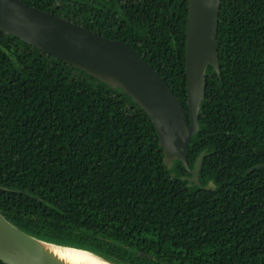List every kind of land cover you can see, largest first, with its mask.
I'll return each instance as SVG.
<instances>
[{
    "label": "trees",
    "instance_id": "16d2710c",
    "mask_svg": "<svg viewBox=\"0 0 264 264\" xmlns=\"http://www.w3.org/2000/svg\"><path fill=\"white\" fill-rule=\"evenodd\" d=\"M22 1L125 41L189 114L188 0ZM217 38L188 147L205 189L129 94L0 30L1 212L120 264H264V0H221Z\"/></svg>",
    "mask_w": 264,
    "mask_h": 264
},
{
    "label": "water",
    "instance_id": "95a60500",
    "mask_svg": "<svg viewBox=\"0 0 264 264\" xmlns=\"http://www.w3.org/2000/svg\"><path fill=\"white\" fill-rule=\"evenodd\" d=\"M221 0H188L186 79L189 114L166 80L125 41L113 40L94 30L22 0H0V30L71 64L112 88L122 89L149 115L171 169L180 160L190 172V184L202 186L200 172L206 151L193 168L188 147L200 129L199 112L205 98L207 69L220 74L218 25ZM256 165L250 171L262 167ZM175 174L173 173V176ZM86 251L109 264H120L96 252L37 238L10 222L0 210V259L6 264H71L50 248Z\"/></svg>",
    "mask_w": 264,
    "mask_h": 264
},
{
    "label": "bare ground",
    "instance_id": "6f19581e",
    "mask_svg": "<svg viewBox=\"0 0 264 264\" xmlns=\"http://www.w3.org/2000/svg\"><path fill=\"white\" fill-rule=\"evenodd\" d=\"M50 249L61 259L71 264H109L86 251L61 247H51Z\"/></svg>",
    "mask_w": 264,
    "mask_h": 264
}]
</instances>
